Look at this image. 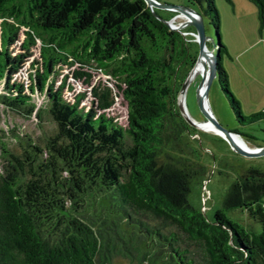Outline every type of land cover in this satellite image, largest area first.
Masks as SVG:
<instances>
[{"label": "trees", "instance_id": "16d2710c", "mask_svg": "<svg viewBox=\"0 0 264 264\" xmlns=\"http://www.w3.org/2000/svg\"><path fill=\"white\" fill-rule=\"evenodd\" d=\"M189 1L214 27L215 76L235 118L264 117V107L243 114L228 86L214 0ZM250 1L262 28L264 0ZM153 10L163 16L145 0H0V105L37 118L46 108L55 123L43 144L27 141L20 152L0 136V264H104L116 237L122 254L135 249L121 220L159 245V264H264L263 169L237 172L212 218L188 200L207 151L177 97L197 42L183 32L193 26L172 28ZM27 60L28 81L19 74ZM74 63L86 69L71 74L86 83L93 68L108 76L91 83L90 104L85 92L64 96L66 73L55 83ZM119 94L125 124L107 112ZM234 209L251 222L230 218Z\"/></svg>", "mask_w": 264, "mask_h": 264}, {"label": "rangeland", "instance_id": "374dc122", "mask_svg": "<svg viewBox=\"0 0 264 264\" xmlns=\"http://www.w3.org/2000/svg\"><path fill=\"white\" fill-rule=\"evenodd\" d=\"M170 3H191L189 0H159ZM219 12V32L222 42L226 45L228 55L223 53L221 62L228 75V86L236 98L239 100L240 108L243 114L248 115L252 112L260 111L264 107V27L260 28L257 19V10L250 0H214ZM199 11L197 3L193 6ZM159 12L163 16L172 17L175 10L169 8H160ZM204 18V27L207 35L215 36L213 25ZM182 17H174L173 23L177 24ZM184 28V27H182ZM23 28L20 29L18 40L13 44L14 50L24 36ZM193 36V34H190ZM207 43L212 47L211 39ZM193 49L198 50V44L193 42ZM244 49L242 53H238ZM39 52V46L36 44L32 48V54L29 60ZM29 60L19 70V74L28 81L27 72L29 71ZM78 68L79 64L62 65L55 83H59L63 74L66 73V84L63 87V94L70 98L77 92H85L81 103L90 104L91 83L98 79L104 80L108 77L100 70L93 68L91 83H86L84 78L73 76L72 69ZM257 72V73H256ZM259 72V75H258ZM200 79V74L192 77L186 85L185 104L191 117L196 120L205 119V115L200 109L195 94V88ZM207 98L211 111L215 118L226 128L236 129L239 136L249 147H258L264 144V117L258 118L250 123H240L235 118L226 97L220 89L217 76H214L208 88ZM37 104H43L42 95H34ZM109 114L116 116L122 124L126 123L127 104L119 94L115 97L114 103L107 109ZM199 128V127H198ZM55 129V123L48 114L46 108L43 109L40 118L34 115L24 117L12 110L4 109L0 105V136L15 152H20L26 147L28 142L44 143L48 134H52ZM201 133L200 142L202 143L203 154L202 163L205 167L204 173L196 175L191 179L189 191L187 194L189 202L195 207H200L207 218H212L216 208L222 206V200L225 190L234 178L237 172L242 171L250 165L257 166L264 170V153L258 155H245L233 150L223 140H220L217 133L213 130H205ZM219 135V134H218ZM199 137V133L193 134ZM29 138L31 140H29ZM259 144V145H258ZM3 160L0 150V162ZM226 214L235 220V218L248 224L250 218L242 211L234 209ZM122 234L125 238H130L129 243L132 253L124 255L120 244L123 242L115 238V245L111 250L108 262L104 264H159L162 250L159 245L152 244L143 232L137 227L128 225L120 221ZM152 254V263L149 259ZM156 262V263H155ZM97 264H101L98 262ZM103 264V263H102Z\"/></svg>", "mask_w": 264, "mask_h": 264}, {"label": "water", "instance_id": "95a60500", "mask_svg": "<svg viewBox=\"0 0 264 264\" xmlns=\"http://www.w3.org/2000/svg\"><path fill=\"white\" fill-rule=\"evenodd\" d=\"M147 5H149L152 9L154 7L157 8H169L175 10V13L172 15V17L165 18L161 16L159 13H157L155 10H153V13L165 21L170 27L181 29L185 26H193L194 27V35L193 39L198 44V50L197 55L195 58V61L192 65V67L187 72L186 76L184 77L177 101H178V107L184 116V118L193 126L198 127L199 123L210 121L213 125V131L219 134L222 138H224L228 145L235 151L245 154V155H258L264 153V144L259 145L258 147H247L243 146L239 142V132L226 128L223 126L214 116L213 112L210 109L207 93L208 88L211 84V81L213 77L216 75V62L218 59V56L216 52H214V48L208 47L207 45V39H211L213 41V36L207 35L205 32L204 27V18L201 12H199L197 9H195L192 5L187 3H170V2H161L159 0H145ZM174 17H182L180 21H178L177 24L173 23ZM202 59L205 61L204 63V70L200 71V79L196 85L195 88V94H196V100L197 103L202 110L203 114L205 115V119L203 120H196L191 117L190 113L187 110L186 104H185V90L187 82L192 78L194 74V67L199 61ZM205 100L207 101L209 110L205 107ZM202 129V128H201ZM242 139V138H241ZM243 140V139H242Z\"/></svg>", "mask_w": 264, "mask_h": 264}, {"label": "bare ground", "instance_id": "6f19581e", "mask_svg": "<svg viewBox=\"0 0 264 264\" xmlns=\"http://www.w3.org/2000/svg\"><path fill=\"white\" fill-rule=\"evenodd\" d=\"M204 63L205 61H203L202 59H200L199 61H197L195 67H194V74L192 77L196 76V74L200 73V71H203L204 70ZM205 107L209 110V107H208V104H207V101L205 100ZM199 128H202V129H205V130H213V125L211 124L210 121H206V122H201L199 123ZM239 142L244 146H247L246 145V142L244 140H242L241 138L238 139ZM249 147V146H247Z\"/></svg>", "mask_w": 264, "mask_h": 264}, {"label": "built area", "instance_id": "2783aa9c", "mask_svg": "<svg viewBox=\"0 0 264 264\" xmlns=\"http://www.w3.org/2000/svg\"><path fill=\"white\" fill-rule=\"evenodd\" d=\"M184 33H188V34H193L194 35V30H185V31H183Z\"/></svg>", "mask_w": 264, "mask_h": 264}, {"label": "crops", "instance_id": "0c3cea01", "mask_svg": "<svg viewBox=\"0 0 264 264\" xmlns=\"http://www.w3.org/2000/svg\"><path fill=\"white\" fill-rule=\"evenodd\" d=\"M185 27H186V26H185ZM243 50H244V49H240V50L238 51V53H239V52L242 53ZM256 73H257V72H256ZM258 75H259V72H258Z\"/></svg>", "mask_w": 264, "mask_h": 264}, {"label": "flooded vegetation", "instance_id": "af4514ba", "mask_svg": "<svg viewBox=\"0 0 264 264\" xmlns=\"http://www.w3.org/2000/svg\"><path fill=\"white\" fill-rule=\"evenodd\" d=\"M191 5V4H190ZM193 6V5H192Z\"/></svg>", "mask_w": 264, "mask_h": 264}]
</instances>
